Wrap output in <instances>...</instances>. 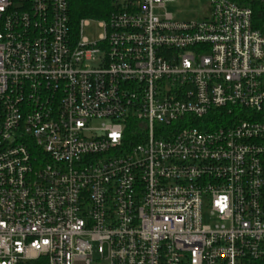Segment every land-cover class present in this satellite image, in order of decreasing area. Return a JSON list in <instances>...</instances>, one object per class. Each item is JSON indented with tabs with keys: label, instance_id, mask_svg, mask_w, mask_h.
<instances>
[{
	"label": "built area",
	"instance_id": "2783aa9c",
	"mask_svg": "<svg viewBox=\"0 0 264 264\" xmlns=\"http://www.w3.org/2000/svg\"><path fill=\"white\" fill-rule=\"evenodd\" d=\"M167 1L0 0V264H264V0Z\"/></svg>",
	"mask_w": 264,
	"mask_h": 264
},
{
	"label": "rangeland",
	"instance_id": "374dc122",
	"mask_svg": "<svg viewBox=\"0 0 264 264\" xmlns=\"http://www.w3.org/2000/svg\"><path fill=\"white\" fill-rule=\"evenodd\" d=\"M210 0H168L164 5V10L159 12L163 15L165 12L171 14L175 20L181 22L202 21L211 15ZM101 30L97 26L88 28L85 34L89 37L100 34ZM209 222L208 219L205 220Z\"/></svg>",
	"mask_w": 264,
	"mask_h": 264
},
{
	"label": "trees",
	"instance_id": "16d2710c",
	"mask_svg": "<svg viewBox=\"0 0 264 264\" xmlns=\"http://www.w3.org/2000/svg\"><path fill=\"white\" fill-rule=\"evenodd\" d=\"M69 5L70 25L77 29L82 19L95 21L106 20L111 12L110 0H67ZM140 130L137 125L133 127ZM22 264H48L46 257Z\"/></svg>",
	"mask_w": 264,
	"mask_h": 264
}]
</instances>
